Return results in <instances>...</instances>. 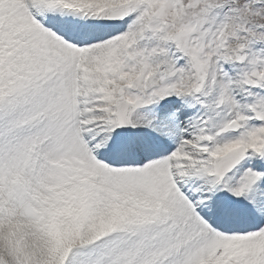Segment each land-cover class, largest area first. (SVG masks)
<instances>
[{"label": "snow or ice", "instance_id": "snow-or-ice-1", "mask_svg": "<svg viewBox=\"0 0 264 264\" xmlns=\"http://www.w3.org/2000/svg\"><path fill=\"white\" fill-rule=\"evenodd\" d=\"M0 264H264V0H0Z\"/></svg>", "mask_w": 264, "mask_h": 264}]
</instances>
